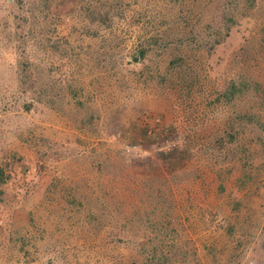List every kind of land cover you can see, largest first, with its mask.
I'll list each match as a JSON object with an SVG mask.
<instances>
[{
	"label": "rangeland",
	"instance_id": "rangeland-1",
	"mask_svg": "<svg viewBox=\"0 0 264 264\" xmlns=\"http://www.w3.org/2000/svg\"><path fill=\"white\" fill-rule=\"evenodd\" d=\"M129 1L0 0V264H264V0Z\"/></svg>",
	"mask_w": 264,
	"mask_h": 264
},
{
	"label": "trees",
	"instance_id": "trees-1",
	"mask_svg": "<svg viewBox=\"0 0 264 264\" xmlns=\"http://www.w3.org/2000/svg\"><path fill=\"white\" fill-rule=\"evenodd\" d=\"M53 1L54 0H7V5L12 6L16 4V6H20L22 8V11L26 9V11L32 15V18L37 20L38 22L37 25L36 24L34 25V29H38V31L41 32L44 28V24H46V22L49 21L48 17L52 18L49 13V7L51 6V3ZM248 2L249 4H252L255 2V0H249ZM76 3L77 6L79 7V10H81V12H85L86 16L92 18L93 23L107 25L112 20L113 17L121 15L120 9H122V7L124 6H128L130 1L129 0H76ZM236 3L237 1L234 0L233 4L235 5ZM21 17L22 16H20V18ZM230 22H233V19L228 15L224 17L220 22V26H224V25L226 26L225 29H223V27L221 29L224 30L225 36H227L229 32ZM58 26L59 23L56 24L57 28ZM30 35L31 37L35 38L32 32H30ZM16 42L17 41L15 39V43ZM144 54H145L144 51H139V53L133 54L131 58V63L136 64L140 62L144 57ZM175 63L177 64L176 61L171 63L170 69L173 68V66H175ZM176 78L180 80L178 81L179 84H186V86L183 85L181 87L186 90L187 98H189L191 94V86L196 85V87L198 88H200L201 86L197 78L191 77L190 74L186 72V70L183 72L180 71ZM233 85L234 83H231V86ZM2 181H3V173L0 169V183Z\"/></svg>",
	"mask_w": 264,
	"mask_h": 264
}]
</instances>
